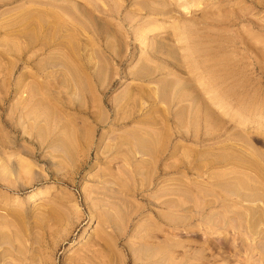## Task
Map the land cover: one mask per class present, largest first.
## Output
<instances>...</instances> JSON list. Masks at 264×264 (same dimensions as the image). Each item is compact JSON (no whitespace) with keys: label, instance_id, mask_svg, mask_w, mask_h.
<instances>
[{"label":"rangeland","instance_id":"1","mask_svg":"<svg viewBox=\"0 0 264 264\" xmlns=\"http://www.w3.org/2000/svg\"><path fill=\"white\" fill-rule=\"evenodd\" d=\"M263 47L264 0H0V264H264Z\"/></svg>","mask_w":264,"mask_h":264},{"label":"bare ground","instance_id":"2","mask_svg":"<svg viewBox=\"0 0 264 264\" xmlns=\"http://www.w3.org/2000/svg\"><path fill=\"white\" fill-rule=\"evenodd\" d=\"M45 17V16H44ZM55 20V19H54ZM39 22V21H38ZM53 19L51 20H48V21H42V20H40V22L38 23L39 25L38 26H40V28H41V31L43 32L44 30H46L47 28H50L51 26H52V24H53ZM55 24V23H54ZM58 24H59V21H58ZM53 27V26H52ZM257 30H258V28H257ZM41 32V33H42ZM243 36V35H242ZM244 37V36H243ZM247 38V37H246ZM245 39V38H244ZM249 39V38H248ZM245 41V40H244ZM249 41V40H248ZM250 43V42H249ZM248 43V44H249ZM246 44H247V40H246ZM247 44V45H248ZM253 44V43H252ZM254 46V45H253ZM252 48H254V50L256 49L255 48V46L254 47H252ZM264 48V47H263ZM258 50V49H257ZM259 52H260V50H259ZM262 53V52H261ZM260 53V54H261ZM244 56V55H243ZM260 68H261V66H260ZM259 68V69H260ZM172 109L171 108H167L166 109V117H167V123H165L164 122V129H165V127H166V129L165 130H167V126H168V122H169V120H170V115H173L174 116V112H172L171 111ZM162 114H163V112H162ZM177 114L181 117V118H179L180 119V123H179V121H178V123L176 124L177 125V128L178 129H171V128H168V130L167 131H171V134H172V132H175V134L176 133H179L180 132V128H181V120H182V118H183V114L181 113V111L179 112V110L177 111ZM165 115V114H164ZM164 117V116H163ZM160 120V119H159ZM161 121V120H160ZM41 122V121H40ZM43 125V124H42ZM40 123H38V122H32V123H30L28 126H26V125H22V127L24 128L23 130H28V129H31V131L33 132H29V135H31V136H34V137H37V138H39L41 135H40V133H39V130L41 129V126H42ZM77 125V124H76ZM72 126V125H71ZM159 126V125H158ZM182 126H183V120H182ZM50 127H51V129H52V131L54 132L53 133V136H57V135H59V133H60V131L65 127V124H61V123H59V122H54V123H52L51 125H50ZM80 127H82V126H80ZM77 129L79 130L80 128L79 127H77ZM164 130V131H165ZM76 131V130H75ZM24 132V131H23ZM168 133H170V132H168ZM162 135V134H161ZM81 137V136H80ZM62 141V140H61ZM31 142V141H30ZM85 142V141H84ZM47 144V143H46ZM41 149V148H40ZM61 149V148H60ZM145 149V148H144ZM147 149V148H146ZM21 160V159H20ZM38 160H41V159H38ZM18 161V160H17ZM42 161V160H41ZM22 163V162H21ZM23 163H25V161H23ZM26 165V164H25ZM29 165H31V164H29ZM29 165H28V167H29ZM26 167H27V165H26ZM32 168H34L33 166H31V168L30 169H28L27 171H25V172H31L32 171ZM34 171V170H33ZM20 172V174H22L23 173V171H19ZM254 207V206H253ZM260 207V206H259ZM257 208V207H256ZM247 211V210H246ZM245 211V212H246ZM239 212V211H238ZM242 212V211H241ZM233 217H235V216H233ZM221 233V232H220ZM218 236V235H217ZM218 239H220V238H218ZM234 239V238H233ZM209 241H210V239H205V242H208L209 243ZM216 241H218V240H216ZM220 242H221V240H220ZM222 243V242H221ZM238 243V242H237ZM223 244V243H222ZM240 244V243H239ZM244 244V243H243ZM203 246V245H202ZM225 246V245H224ZM223 246V247H224ZM231 246V245H230ZM229 246V247H230ZM241 246V245H240ZM228 247V248H229ZM225 248H226V246H225ZM237 252V251H236Z\"/></svg>","mask_w":264,"mask_h":264}]
</instances>
